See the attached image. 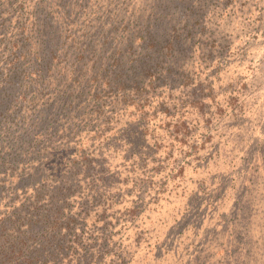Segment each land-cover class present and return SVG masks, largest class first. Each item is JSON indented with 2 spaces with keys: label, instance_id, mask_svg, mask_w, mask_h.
I'll return each instance as SVG.
<instances>
[{
  "label": "trees",
  "instance_id": "obj_1",
  "mask_svg": "<svg viewBox=\"0 0 264 264\" xmlns=\"http://www.w3.org/2000/svg\"><path fill=\"white\" fill-rule=\"evenodd\" d=\"M244 57L264 63V0H0V264L94 263L108 241L86 243V228L108 223L68 210L82 176L91 179L85 204L100 205L122 177L128 182L125 160L139 153L154 165L143 166L147 184L162 176V188L172 181L178 190L219 136L206 133L244 113ZM256 116L264 126V98ZM82 132L88 142L70 152ZM57 144L59 160L72 153L71 163L47 158ZM227 147L226 173L218 170L210 190L191 191L187 214L170 228L184 230L172 254L188 264L200 256L241 264L261 238L264 210L245 195L264 196L256 181L264 182V136L245 155ZM194 229L204 241L189 254L184 234Z\"/></svg>",
  "mask_w": 264,
  "mask_h": 264
},
{
  "label": "rangeland",
  "instance_id": "obj_2",
  "mask_svg": "<svg viewBox=\"0 0 264 264\" xmlns=\"http://www.w3.org/2000/svg\"><path fill=\"white\" fill-rule=\"evenodd\" d=\"M239 63L243 66V76H245V83H248L249 90L243 94L244 102L241 106L244 113L239 116L236 122L229 119V115L221 118L220 125L212 133H206L207 135H213L219 133L217 139H214V143L208 144V149L204 155L200 157L198 161H194L192 167L189 169L190 178H186L181 182L178 190L174 191L175 182L170 181L167 186L162 188V176L153 179L154 185L150 186L146 181L150 179V170L148 167L143 169L146 161L143 156L138 153L137 157L132 155L127 156L125 163L127 165V179L128 182L122 177L119 180L117 191L112 193H107L101 200L100 205H94L88 207L85 202L89 198V193L86 188H91L90 180L82 176L80 181V190L70 202L71 207L68 208L69 211L73 213L81 212V218L85 216L87 212H90L94 219L98 217L102 218L100 223L102 226L104 222L108 223V229L99 230L98 228L88 229L86 228V243H91L93 240H97L95 237L102 236L107 239V245L103 246L98 244L97 249L99 252V258L92 264H188V257L182 258L178 253L177 255L172 254L173 242L177 234H181L180 231L174 236V231H170V228L175 222L181 220L188 212L187 207V196L188 194L195 190H198L199 185L204 184L207 191L210 190V184L212 177L218 174V170H222L226 173L230 162V157L233 155L232 151L227 147L234 145L236 149L244 150V155L252 147H254L262 136H264V126L260 127L259 123L261 119L256 116L257 106L260 104L262 98H264V63L251 57H244V61ZM247 68H253L254 72H249L251 76L246 73ZM205 70V69H204ZM203 70V71H204ZM206 72V71H205ZM257 125V129H255ZM202 127L197 133L198 135L204 134ZM205 134V135H206ZM94 136V134H93ZM87 137V133L82 132L79 135L73 137L74 139L68 143V146L72 152V147L78 148L88 141L83 143V140ZM114 146L119 147L124 144L122 141L117 140L114 137ZM196 139V138H195ZM140 141H137L139 143ZM192 142V141H191ZM227 144V145H226ZM146 143H142L138 150L144 149ZM151 144L148 143L147 149L149 151ZM63 147V144H57L54 148H51L49 154L47 152V158L51 156L56 163L62 164L63 160L65 162L71 163L72 153H68L64 156L65 159L59 160L62 155L58 148ZM215 148L217 152H222V156L215 153ZM231 148V147H230ZM178 149V148H177ZM232 149V148H231ZM58 150V151H57ZM204 152H202L203 154ZM112 154L110 158H112ZM129 160V161H128ZM37 164V163H36ZM67 164V163H66ZM132 164H136L132 166ZM198 166L200 173L195 171ZM152 166H154L152 164ZM158 166V164H156ZM168 169H171L167 164L165 165ZM251 164L245 165L246 170H241V174L245 171L250 170ZM15 176H19L25 173H31V168H33V163L21 167ZM136 169V172L131 171ZM148 170L149 172H144ZM124 172V168L122 169ZM193 171V173H192ZM146 174V175H144ZM138 175L140 181L138 184L133 183L132 178ZM124 176V175H123ZM16 178V177H14ZM95 181V180H93ZM257 183H261L264 186V182L256 179ZM126 183V184H125ZM31 192H28L27 201H32ZM177 195V196H176ZM14 199V196L11 195ZM247 202L252 200L253 205H258L260 210H264V196L257 194L245 195ZM2 210V208H0ZM68 211V212H69ZM80 218V219H81ZM217 224L219 220H214L212 223ZM206 226H211L206 223ZM82 228V225H81ZM196 229L187 231L184 236L189 238L192 242L193 247H191L188 252L193 254L192 250L194 248H199L197 245L199 239L196 238ZM88 236H92V240H88ZM261 238L255 237L251 241V253L244 258L249 260L251 263L252 254L259 259L260 262L264 261V225L260 230ZM225 241H230V239H225ZM219 240L213 238L211 243H219ZM185 250V249H183ZM180 256V257H179ZM244 261L241 264H245ZM197 264H217L215 258H203L200 256L198 258ZM252 264V263H251Z\"/></svg>",
  "mask_w": 264,
  "mask_h": 264
}]
</instances>
